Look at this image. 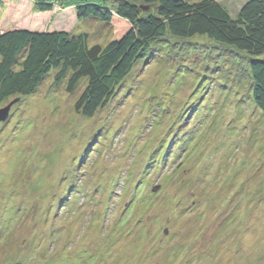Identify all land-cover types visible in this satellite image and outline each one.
I'll use <instances>...</instances> for the list:
<instances>
[{"label": "rangeland", "instance_id": "1", "mask_svg": "<svg viewBox=\"0 0 264 264\" xmlns=\"http://www.w3.org/2000/svg\"><path fill=\"white\" fill-rule=\"evenodd\" d=\"M216 1L235 16L248 0ZM85 21L19 0L0 31L111 40ZM157 46L92 118L74 108L85 82L70 94L53 74L0 106L13 103L0 123V264H264V116L247 64L205 39L177 56Z\"/></svg>", "mask_w": 264, "mask_h": 264}, {"label": "trees", "instance_id": "2", "mask_svg": "<svg viewBox=\"0 0 264 264\" xmlns=\"http://www.w3.org/2000/svg\"><path fill=\"white\" fill-rule=\"evenodd\" d=\"M17 1L0 0V13L5 4ZM28 1L40 15L56 8L71 9L78 22L89 19L108 26L111 40L104 46H90L83 33L0 31V106L12 97L34 95L53 74V86L65 83L70 94L85 82L74 108L79 115L92 118L116 95L135 66L152 53L159 56L156 45L178 47L177 56L189 41L205 39L247 64L249 101L264 116V0L246 1L235 16L216 0H144L150 7L147 12L127 0ZM192 51L182 55L183 61ZM242 68L239 65V71Z\"/></svg>", "mask_w": 264, "mask_h": 264}, {"label": "water", "instance_id": "3", "mask_svg": "<svg viewBox=\"0 0 264 264\" xmlns=\"http://www.w3.org/2000/svg\"><path fill=\"white\" fill-rule=\"evenodd\" d=\"M142 10L144 12L148 11V7H142ZM13 103L8 104L5 108L0 109V123L6 121L8 117V112L10 110V107L12 106Z\"/></svg>", "mask_w": 264, "mask_h": 264}]
</instances>
